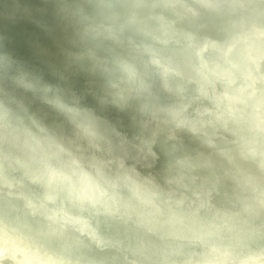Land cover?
Segmentation results:
<instances>
[{"label": "water", "instance_id": "1", "mask_svg": "<svg viewBox=\"0 0 264 264\" xmlns=\"http://www.w3.org/2000/svg\"><path fill=\"white\" fill-rule=\"evenodd\" d=\"M227 1L229 8L223 0H130L144 16L140 24L152 32L130 35L118 19L131 17L108 8L102 0H0V92H17L22 86H5L1 78L23 83V87H42L47 71L50 78L66 82L74 91L82 86L100 113L80 117L67 142H49L45 150L36 145L47 165L43 172H32L31 179L52 187L43 202L58 205L56 215L39 226L20 218L8 223L1 217L5 210L0 206V264H181L165 259L156 249L142 248L134 255L125 245L120 256H115V246L90 223H100V208L144 224L146 229L136 236L141 243L150 230L161 235L164 247L181 244L189 251L190 264H259L264 260L262 250L254 249L255 257L242 258L235 244L220 247L222 234L228 230L235 233L242 248L264 241V222L258 218L264 212V72L260 69L264 25L255 22L264 19V0ZM152 6L167 17L161 18ZM94 10L108 21L95 18ZM208 14L221 23L213 26ZM247 14L256 19L242 20ZM23 21L40 22L44 32L54 35L59 51L49 52L41 31L25 29L20 25ZM127 33L130 46L123 44ZM99 34L118 39L113 49L128 56V67L123 69L119 57L101 56ZM169 46L175 50L168 52ZM24 49L34 59H25ZM179 52L190 57L183 69L175 65L182 61ZM101 62L106 72H97ZM113 72L119 74L116 81L111 78ZM96 79L102 85H96ZM171 79L180 81L178 92L173 91ZM67 100L68 114L78 117L73 100ZM42 102L54 111L43 109L39 114L56 115L62 99L56 96ZM10 104L0 103L6 108ZM109 116L118 117L119 122L104 125L102 117ZM254 121L259 125L256 134ZM5 125L0 116V133L3 142H8ZM53 125L64 129L57 121ZM226 135L231 148L223 156L214 147ZM247 137H254L250 145L244 140ZM185 145L191 150L182 153ZM232 151L239 161L229 158ZM163 154L179 158L166 162ZM204 157L213 176L202 186L198 181L205 177L196 168L202 167L199 160ZM54 158L66 163L57 165ZM0 161H11L5 150H0ZM1 172L0 166V194L23 209L20 198L11 193L18 183ZM104 173L111 176L110 182L103 180ZM69 186L76 190L62 192ZM68 197L76 198L81 209L91 206L89 218L71 214ZM123 199L137 205L121 204ZM207 213L213 226L204 230L200 218ZM182 215L202 227L190 240L182 233L165 231L167 224ZM255 222L253 228L248 227ZM249 229L252 235L247 236ZM115 231L125 238V230ZM89 246L93 253L87 252ZM203 246L206 252L196 259Z\"/></svg>", "mask_w": 264, "mask_h": 264}, {"label": "bare ground", "instance_id": "2", "mask_svg": "<svg viewBox=\"0 0 264 264\" xmlns=\"http://www.w3.org/2000/svg\"><path fill=\"white\" fill-rule=\"evenodd\" d=\"M104 5L107 6L110 9H113L117 12H120L122 16H128L131 17V20H125L124 18L118 19V23L123 26L128 33L131 35H137L139 33H149V35H152L151 30L140 23L144 20V16L133 9L130 0H102ZM140 1V0H139ZM147 2L151 0H146ZM223 4H225L226 8L231 7L229 5V2L227 0H223ZM153 10L157 15H159L161 18L165 19L166 13L161 10L160 8H157L155 6H152ZM169 15V13H168ZM94 17L97 19H100L102 21H108V18L106 16H103L99 14L97 10H94ZM256 19V17L252 14L244 15L242 20H246L249 18ZM207 18L211 21V24L213 26L217 25L218 23H221V20L214 19L210 14L207 15ZM74 21H78L75 20ZM140 20V21H137ZM261 25H264V19L261 22L260 20L255 21ZM21 26H23L27 30H35V31H41L42 35L46 37L47 44H45V47L48 49L49 52L52 54H55L59 51V48L56 45V39L54 35L48 34L47 32H44L41 28V24L38 21H23L20 22ZM219 26V25H218ZM59 27H56L58 29ZM126 34L125 41L123 44L125 46L131 45V40L129 38L130 35ZM101 40V56L105 59L110 58H118L123 62L122 66L123 69L125 67H128L130 62H128V56L126 54L119 55L118 52H116L115 45L119 43L118 39L113 35H98ZM92 37V36H89ZM217 37L216 33L212 36ZM27 43H32V41L28 40V38L25 39ZM130 40V41H129ZM114 48V49H113ZM29 50V49H28ZM24 51L22 52L23 57L27 60L34 59V56L31 52ZM168 52H173L175 48L169 46L166 48ZM180 57L182 61L175 64L177 68L183 69L184 68V61L186 59L189 60L190 57L187 55L184 56L183 52H179ZM244 61V60H243ZM82 65H86L87 63L85 61H81ZM54 67L57 66L56 63L53 64ZM52 66V67H53ZM260 69L264 72V64ZM107 66L104 62H101L97 68V72H106ZM46 80L42 87L37 88H30V87H23V83H13L10 82L7 79H2L1 82L5 86L13 87L16 85H22L21 90L13 93H4L0 92V103L6 104L11 103L8 108L0 105V116L4 119V122L6 123L4 132L8 135H10V139L8 142H3V137L0 133V150H5L9 154V158L11 161L9 162H2L0 161L1 166V173L2 175L12 180L13 182H17L18 185L16 188L11 190V193L13 195H16L20 198V203L22 204L21 210H18L17 207L19 205L16 204L15 201H11L8 198H4L2 194H0V206L3 207L5 210L4 214H1V217L8 223H12L15 219L20 218L27 222H30L35 225L43 224L44 220L47 218H51L52 216L56 215L55 210L58 208V205H49L45 200V197L53 192L52 187L47 184L45 181L35 182L31 179V173L32 172H43L46 165H47V159L43 156L40 149L36 147V145L41 146L44 150L48 149L49 142L56 141L65 143L70 138V132L76 128V126L81 121V118L86 117L88 114H100L99 110L93 106L92 100L90 96L85 92L84 88L82 86H79L77 91L72 90V88L64 81H55L52 78H50V73L45 71ZM119 74L117 72L111 73V78L113 81L118 80ZM94 83L96 85H102V82L99 80H94ZM171 84L173 91L178 92V86L180 84V81L178 79H171L169 81ZM9 87V88H10ZM56 96H60L62 99V103L57 108L56 115H44L39 114L38 112L47 109L50 111H54L52 107H47L44 102H42L43 99H50L54 98ZM73 100V110L75 114L78 115V117H73L67 112V99ZM67 100V101H66ZM144 104V103H143ZM263 110H261L262 113H264V107H262ZM95 115V114H94ZM81 117V118H80ZM23 118V119H21ZM57 121L59 124L64 126V129L62 131L57 130L53 122ZM104 125L107 124H117L119 122L118 117H102V120ZM254 129L253 133L256 134V130L259 129V125L257 126V121H254L253 123ZM256 136V135H255ZM202 137V136H200ZM254 138V137H253ZM253 138L247 137L245 138V142L247 145H250L253 142ZM230 136H224L220 138L215 145L214 148H216L215 152L219 155L227 156L225 155V149L230 145ZM199 141L203 143L204 138H199ZM191 150V148L187 145H185L182 148V153H187ZM229 158L232 161H239L238 154L235 151L230 152L228 155ZM162 159L164 161H172L176 162L179 158L177 154H169L165 155L163 154ZM203 157V156H202ZM56 161L55 164H62L66 160H62L60 158H54ZM53 160V162H54ZM200 163L203 164L202 167H197L196 171L197 174L199 172L200 175H203L205 179L201 178L199 179L198 183L202 186L205 185V182L207 179L211 178L213 176V169L210 165H208L206 158H201ZM66 163V162H65ZM103 180L106 182H110L111 176L108 173L102 174ZM3 189V180L0 177V192ZM76 190L75 187L69 186L62 190V192H70ZM123 192V191H122ZM126 193V192H123ZM40 200L39 202H36V200ZM127 199L121 200V204L125 203ZM231 203V202H230ZM126 204L131 205H137L135 201H129L126 202ZM67 205L69 207V212L74 215H82L87 218H89L91 214V206L86 205L81 209L78 207V201L74 197H68L67 198ZM234 205L235 209L238 210L239 206L232 204L231 207ZM26 206L32 207L33 211L36 212V215L39 217H36L34 213H30L28 208ZM101 210V217H100V223L99 224H93L91 225L96 227L103 236L109 240L113 246L117 250V254L115 256H120L119 253L120 250H123V246H127L134 255H137L139 253V250L142 248H145L147 250L150 249H156L158 250L159 254L168 260H177L180 261L181 264H190L191 263V257L189 254V251H187L185 248H182L181 244L179 243H172L169 248L166 246H163V240L160 234H157L154 231H148L146 238L141 243L137 240L136 236L140 231L145 230L144 224H141L137 222L136 219L132 217H126L123 214H116L109 212L108 210H105L103 208H100ZM24 212L23 214H21ZM164 214V213H163ZM211 213H207L206 216H203L200 218V222L202 223V227L204 230L209 229L213 226L211 223ZM259 221L264 222V212L261 213L259 216ZM257 218V219H258ZM256 222L253 225H249V228H253L255 226ZM36 226V227H38ZM201 225L197 223V220L192 219V217L185 218V215L176 217L172 223L167 224L165 231L171 234L175 233H182L185 240H190L193 236H196L199 234V232L202 230ZM115 228H122L126 232L125 238H120L115 231ZM223 233V231H222ZM245 235H252L251 230H247ZM223 241L221 242L220 247L224 249V247L227 245V243L235 244L238 248L242 250V258L244 257H255L257 253L254 252V249L256 250H262L264 251V241L259 242L258 244H252L251 247L242 248V245L237 241L236 235L233 231L228 230L222 234ZM213 241V238L209 239ZM207 241L203 242L202 245H206ZM59 245V243H56ZM121 244L120 246H118ZM122 246V247H121ZM220 248V249H221ZM221 249V250H222ZM114 250V251H116ZM87 252L93 253V247L89 246L87 247ZM206 252L205 247L201 248L197 252V258H201L203 254ZM104 253V252H103ZM260 254V253H259ZM114 256V254H113ZM120 260V259H119ZM84 261V260H83ZM118 264H123L121 261L117 262ZM242 263V262H240ZM145 264H154V262L146 261ZM259 264H264V260L261 261Z\"/></svg>", "mask_w": 264, "mask_h": 264}]
</instances>
